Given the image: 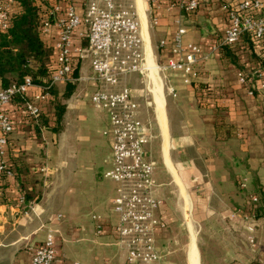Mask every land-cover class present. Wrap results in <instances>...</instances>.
<instances>
[{"label": "crops", "instance_id": "crops-1", "mask_svg": "<svg viewBox=\"0 0 264 264\" xmlns=\"http://www.w3.org/2000/svg\"><path fill=\"white\" fill-rule=\"evenodd\" d=\"M119 1L139 20L145 53L153 60L165 64L173 57L177 21L187 30L183 44L198 45L203 54L192 85L172 80L177 98L160 83L152 98L140 75L125 79L140 105L139 119L151 128L145 155L155 164L156 193L162 200L157 215L164 226L155 232L159 252L167 264H192L195 246L202 264L205 251L195 225L203 229L213 218L219 222L217 232L228 235L226 247L235 264H264V91L250 95L238 79L239 72L250 74L261 66L258 46L244 37L230 50L235 62L221 49L213 52L229 26L223 7L232 0H201L195 13L184 12L174 0ZM77 12L83 15L84 9L78 5ZM53 32L57 40L58 27ZM86 46L77 34L76 50ZM91 65V56L80 59L73 81L56 86L54 101L50 96L41 103L49 126L34 127L15 102L9 106L15 131L7 158L19 177L0 179V264H32L35 248L50 230L55 235V264H128L115 232L119 217L112 201L117 186L104 178L112 166L111 138L104 134L109 113L94 108L90 100L106 87ZM67 84L73 90L57 131L54 103L64 98ZM39 93L31 89L29 97ZM22 184L33 201L21 202ZM214 255L220 259L223 252Z\"/></svg>", "mask_w": 264, "mask_h": 264}, {"label": "built area", "instance_id": "built-area-1", "mask_svg": "<svg viewBox=\"0 0 264 264\" xmlns=\"http://www.w3.org/2000/svg\"><path fill=\"white\" fill-rule=\"evenodd\" d=\"M200 1L177 0L176 5L186 13H195ZM13 5L11 0H0V36L9 29ZM78 5L84 9L83 15L78 14ZM223 8L229 26L213 52L225 46L234 48L244 37H249L260 50L261 66L250 74L239 72L238 79L248 86L250 95L264 91V0H232ZM60 12L61 5H55L52 15L56 17L54 22L59 30L55 42L57 66L49 78V87L37 86L26 78L20 85L0 88V173L15 176L7 158L10 135L15 131L8 109L15 98L24 99L23 116L31 124L39 125L43 114L41 103L50 98L51 87L73 81L75 56L79 59L91 56L93 73L106 87L94 92L90 100L94 108L109 113V128L104 134L111 138L112 166L104 178L117 186L112 208L119 217L115 227L118 246L126 252L128 264H167L155 242L156 230L164 225L157 215L162 200L156 193L155 164L145 155L151 128L139 119L140 105L125 79L140 75L152 98L158 83L165 87L169 96L177 98V90L167 76L181 78L184 85H192L198 76L196 67L203 59L202 49L195 44H183L187 30L177 21L178 28L172 40L173 57L165 64L153 59L150 62L143 46L141 24L119 0H69L65 12L58 17ZM157 24V19L152 18V25ZM50 29L51 23L47 21L43 30L48 33ZM77 34L87 41L86 48L76 50ZM165 45L162 42V46ZM35 88L40 93L29 97L30 90ZM252 201L257 203L258 199ZM21 202H25L24 196ZM98 233H102L101 228ZM56 257L55 235L50 230L42 245L35 248L32 264H55Z\"/></svg>", "mask_w": 264, "mask_h": 264}, {"label": "trees", "instance_id": "trees-1", "mask_svg": "<svg viewBox=\"0 0 264 264\" xmlns=\"http://www.w3.org/2000/svg\"><path fill=\"white\" fill-rule=\"evenodd\" d=\"M11 1H13L14 5L10 13V26L0 36V88L6 89L13 85H20L26 78H30L37 86L49 87V78L57 66L54 43L56 38L53 37L54 27L57 26L54 22L56 17L52 15V9L55 5L60 4L61 12L57 15L60 17L69 5V0H55L53 2L46 0ZM172 3L177 4V0ZM47 21L51 23V29L48 33H45L43 28ZM52 40L54 41L52 42ZM230 50L231 47L227 46L221 48L223 56L235 62L236 59L231 55ZM79 65L80 59L75 56L72 62L73 77L77 76ZM72 90L73 86L67 84V92L64 98L55 99L54 104L58 122L57 131H59V127L60 129L63 127L62 124L64 123L67 109L65 102L71 96ZM49 92L54 101V96H58L56 86L51 87ZM198 96L199 98L201 97L200 93ZM14 102L20 109L24 107V99L16 97ZM24 119L27 118L24 117ZM39 124L49 126L43 114L40 117ZM33 126L39 127V125ZM16 177L19 176L15 172L13 178ZM7 178L9 177L0 173L1 180H6ZM20 193L27 201L34 200L24 184H22ZM39 199L40 197L36 198V201H39Z\"/></svg>", "mask_w": 264, "mask_h": 264}, {"label": "rangeland", "instance_id": "rangeland-1", "mask_svg": "<svg viewBox=\"0 0 264 264\" xmlns=\"http://www.w3.org/2000/svg\"><path fill=\"white\" fill-rule=\"evenodd\" d=\"M150 21L151 20L149 19V23ZM161 78L162 80H164L163 75ZM166 79L170 80L172 83L173 82L172 80L174 78L171 76H167ZM176 86L177 85H175L174 83V87L176 88L177 93H178V89ZM191 190L193 192L196 191L193 185L191 187ZM207 221L208 222L204 225L205 228L203 229H200V226L198 224L195 225L198 230L197 241L200 242V244L203 246V251H205V257H203L204 262L202 264H235L237 263L235 260H231V258L229 257V249L226 247L228 246L227 244L228 235L226 233L220 234L217 232L219 222L214 220L213 218H210ZM260 241L262 245L260 246V248H261V251H263L264 237ZM256 242L257 241L251 240V244H256ZM220 252H223V256L220 259H218V257H216L214 254L216 253L218 254ZM206 254H207V261H206ZM221 259L223 261H221Z\"/></svg>", "mask_w": 264, "mask_h": 264}, {"label": "bare ground", "instance_id": "bare-ground-1", "mask_svg": "<svg viewBox=\"0 0 264 264\" xmlns=\"http://www.w3.org/2000/svg\"><path fill=\"white\" fill-rule=\"evenodd\" d=\"M140 16H141V20H142V26H143V33L145 35V38L148 39V34H147V26H146V16H145V13H144V9H143V6L140 4ZM148 58H149V61L151 62L152 61V56H149L148 55ZM191 205V204H190ZM191 260H192V264H199V256H198V251L196 249V247L194 246L193 248V251H192V254H191Z\"/></svg>", "mask_w": 264, "mask_h": 264}]
</instances>
